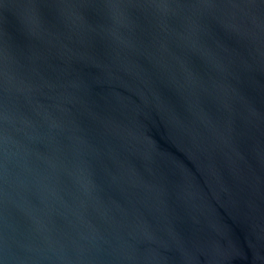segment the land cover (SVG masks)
<instances>
[{"label":"water","instance_id":"1","mask_svg":"<svg viewBox=\"0 0 264 264\" xmlns=\"http://www.w3.org/2000/svg\"><path fill=\"white\" fill-rule=\"evenodd\" d=\"M0 264H264V0H0Z\"/></svg>","mask_w":264,"mask_h":264}]
</instances>
